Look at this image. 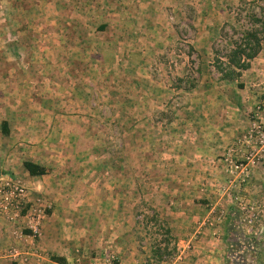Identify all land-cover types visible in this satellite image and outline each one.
<instances>
[{
  "label": "crops",
  "instance_id": "1",
  "mask_svg": "<svg viewBox=\"0 0 264 264\" xmlns=\"http://www.w3.org/2000/svg\"><path fill=\"white\" fill-rule=\"evenodd\" d=\"M240 1L0 0V176L46 208L36 237L27 219H0V264H224V235L186 232L226 186L225 152L264 96V42L238 81L209 57ZM192 63L189 83L177 65ZM166 64L182 89L163 82ZM251 167L264 181V161Z\"/></svg>",
  "mask_w": 264,
  "mask_h": 264
},
{
  "label": "rangeland",
  "instance_id": "2",
  "mask_svg": "<svg viewBox=\"0 0 264 264\" xmlns=\"http://www.w3.org/2000/svg\"><path fill=\"white\" fill-rule=\"evenodd\" d=\"M226 4L227 14L223 21L224 25L219 36L215 37L211 54H209V57L214 59L221 57L224 61L227 60L228 53L233 47L231 43L243 40L244 32L257 30L260 32L261 43L264 42V31L260 30V24L254 20L259 18L264 21V0H242L237 3ZM178 39L185 40L182 37ZM172 50L175 53L180 50L187 52L185 48ZM178 54L182 55L183 53L179 52ZM187 54L190 55V51ZM177 66L178 72L187 73L186 77L189 83L196 81V74L194 73L196 64ZM161 67L162 73H166L170 77L168 81H163L166 85L180 89L184 87L182 85L185 81L184 78L171 75V72L176 70L174 64H166ZM249 84L247 81L245 86L248 88ZM252 98L254 99L247 102L244 111L243 117L246 126L239 135L241 137L239 150L230 154L226 151L223 158L226 186H222L220 192L211 193L212 198L210 200L212 202L210 201L211 204L205 208L208 214H205L201 219L199 218L186 232V235H224V264H264V181L260 176L255 180L256 177L250 174V169H248L251 165L252 167L260 165L264 158H260L254 164H247L246 157L251 150L250 146L243 143V138L248 134L254 121L252 115L255 107L264 103L263 95H254ZM166 99L168 100L169 97L167 96ZM247 99L249 98L247 97ZM173 100L176 99L173 97ZM235 165L238 166L237 169ZM247 165L248 167L245 168ZM262 177L264 179V175ZM158 221L160 220L158 219ZM154 226V231L157 232L155 235H160V242L166 245V259L174 258L177 253L176 241L173 238L169 240L170 235L174 234L166 232L167 225L162 223V220ZM230 235L233 237L231 238Z\"/></svg>",
  "mask_w": 264,
  "mask_h": 264
},
{
  "label": "built area",
  "instance_id": "3",
  "mask_svg": "<svg viewBox=\"0 0 264 264\" xmlns=\"http://www.w3.org/2000/svg\"><path fill=\"white\" fill-rule=\"evenodd\" d=\"M264 103L255 107L253 123L248 134L243 138V143L250 146V153L246 157L247 164H254L264 158ZM247 166H245L246 168ZM237 169L238 166L235 165ZM30 194L20 179L12 176H0V219L15 224L19 219L25 218L26 229L30 234L38 236L41 217L45 215V206L41 199L36 200V205L31 204ZM16 254L15 251L12 252ZM116 258L106 255L95 264H115Z\"/></svg>",
  "mask_w": 264,
  "mask_h": 264
},
{
  "label": "trees",
  "instance_id": "4",
  "mask_svg": "<svg viewBox=\"0 0 264 264\" xmlns=\"http://www.w3.org/2000/svg\"><path fill=\"white\" fill-rule=\"evenodd\" d=\"M254 20L260 24V30L264 31V21L259 18ZM243 34V40L231 43L233 47L228 53L227 60L225 62L218 61L214 65L215 69L221 74V80L223 81H238L242 72L249 69L250 62L261 50L259 31L250 30ZM23 167L31 176L41 175L45 171L43 168L28 162H24Z\"/></svg>",
  "mask_w": 264,
  "mask_h": 264
}]
</instances>
